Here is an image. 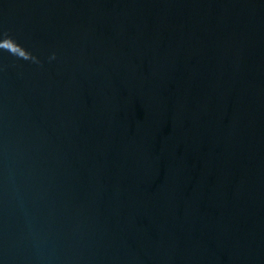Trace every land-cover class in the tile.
<instances>
[{
	"label": "water",
	"instance_id": "1",
	"mask_svg": "<svg viewBox=\"0 0 264 264\" xmlns=\"http://www.w3.org/2000/svg\"><path fill=\"white\" fill-rule=\"evenodd\" d=\"M0 264H264V0H0Z\"/></svg>",
	"mask_w": 264,
	"mask_h": 264
}]
</instances>
